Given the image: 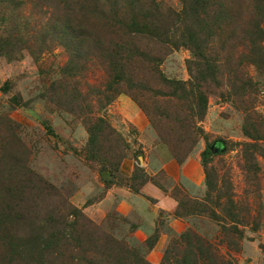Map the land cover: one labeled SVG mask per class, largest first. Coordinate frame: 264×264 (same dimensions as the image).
<instances>
[{"label": "rangeland", "instance_id": "1", "mask_svg": "<svg viewBox=\"0 0 264 264\" xmlns=\"http://www.w3.org/2000/svg\"><path fill=\"white\" fill-rule=\"evenodd\" d=\"M1 1L0 264H207V247L264 264V70L236 69L256 85L236 97L223 67L198 89L203 111L199 69L176 47L179 0L119 11L139 24L126 67L110 22L124 0Z\"/></svg>", "mask_w": 264, "mask_h": 264}, {"label": "trees", "instance_id": "2", "mask_svg": "<svg viewBox=\"0 0 264 264\" xmlns=\"http://www.w3.org/2000/svg\"><path fill=\"white\" fill-rule=\"evenodd\" d=\"M5 1L15 8H20L24 5V1L22 0ZM37 1L48 3L51 0ZM105 1L108 2V0ZM136 1L124 0L123 3L120 2L121 4L115 2L118 8L117 14H115V21L110 20L111 24H114V27L122 26L124 28L123 34H118L119 38L114 50L116 51L115 57H117V62L114 63L118 66L121 65V67H126V65L130 64L132 54H137L134 51L135 48L130 37L132 36L131 33L137 32L139 24L134 20L127 21L121 18L119 11L123 10V14H126V7H135L134 2ZM179 1L181 3V10L173 15L176 17V24L178 23V30L180 31V42L176 47L181 45L189 49L193 60L189 62L188 68L190 70H193V68L199 69L198 77L192 76V79L198 81L196 95L202 103V110L206 109L207 101L206 96H204L202 91H198V89H201L202 85L208 82H214L219 85V79L224 75L222 73L223 67L230 70L228 77L233 80L232 87L236 97L253 94L256 90V85L252 82V79L248 78L247 74L243 75L241 73L238 76V73L235 71L246 65L252 66L259 71L264 70V0H256V6H254L253 0ZM0 2L2 1L0 0ZM113 3L112 0H109V4ZM250 4H252L251 11L249 10ZM78 28L72 29V31L74 32ZM69 30L71 31L70 25L63 26L54 32L62 34L64 31ZM80 35L83 36V34ZM1 42H3L4 47L1 51H4L3 53L8 57H12L7 49L13 48L14 44L9 42V40ZM170 42L168 41V43ZM65 45L68 48L71 47L68 43H65ZM5 47L7 48L5 49ZM239 47L246 50L247 53L242 58L235 59L232 53ZM140 55L142 59L149 60V57L144 53ZM166 82L175 87L181 86L179 91L183 98L192 94V91L188 92L184 88V83ZM238 82L241 83L240 86L236 85ZM206 251H209L210 255L205 256ZM201 255L205 261L207 260V264H220L217 254L212 253L208 247L205 250H201ZM178 264L189 263L184 260L178 262Z\"/></svg>", "mask_w": 264, "mask_h": 264}, {"label": "crops", "instance_id": "3", "mask_svg": "<svg viewBox=\"0 0 264 264\" xmlns=\"http://www.w3.org/2000/svg\"><path fill=\"white\" fill-rule=\"evenodd\" d=\"M190 176H192V175H190ZM178 177H180V175ZM200 181H201V179H200ZM146 192H148V194L151 196V198L155 200L154 205H155V208L157 210L173 212L177 208L176 201L173 198H171L170 196H165V195L161 194L160 192H157L151 188L146 189ZM131 209H133V208L130 207V210Z\"/></svg>", "mask_w": 264, "mask_h": 264}]
</instances>
